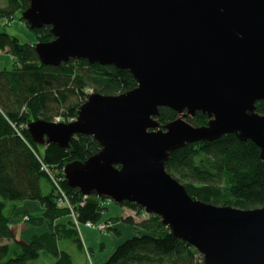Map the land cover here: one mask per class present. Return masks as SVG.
Listing matches in <instances>:
<instances>
[{
  "label": "water",
  "instance_id": "1",
  "mask_svg": "<svg viewBox=\"0 0 264 264\" xmlns=\"http://www.w3.org/2000/svg\"><path fill=\"white\" fill-rule=\"evenodd\" d=\"M30 29L50 28L39 61L127 70L137 86L91 94L68 123L36 120L39 145L66 148L87 135L101 150L64 169L66 184L156 215L203 264H264V204L252 210L193 200L165 169L169 153L224 135L250 141L264 165V0H27ZM160 108L178 114L159 128ZM200 112L208 122H188Z\"/></svg>",
  "mask_w": 264,
  "mask_h": 264
},
{
  "label": "trees",
  "instance_id": "2",
  "mask_svg": "<svg viewBox=\"0 0 264 264\" xmlns=\"http://www.w3.org/2000/svg\"><path fill=\"white\" fill-rule=\"evenodd\" d=\"M28 6L27 0L0 3V19L5 20L2 26L10 27L17 16L31 36L23 41L0 32V54L11 59L10 63L0 61V264H28L41 255L54 257V264H73L71 256L59 249L58 241L70 240L82 250L79 234L72 221L70 228L54 224L57 219L70 216V212L56 206L55 186L51 177L41 171V165L48 166L51 174L61 179L60 187L73 207L76 220L80 224H95L106 213V208L101 206L106 199L93 194L84 199L79 190L67 186L64 169L73 162L89 159L101 146L87 135L72 138L64 149L39 145L26 127L36 120H74L79 107L91 94L119 95L132 91L137 83L129 71L114 66L90 65L76 59L58 66L41 63L35 45L48 43L53 36L48 26L30 29L22 20L21 13ZM255 112L264 115V101L256 102ZM177 117L173 110L160 108L156 119L161 128ZM188 122L204 126L208 119L197 112ZM165 169L193 200L242 210L257 209L264 204V165L260 151L236 135H224L211 142L187 143L169 153ZM41 180L50 187L46 195L42 194ZM26 201L36 202L43 208L40 216L17 211ZM116 206L135 211L140 219L137 222L128 215L110 222L122 221L137 226L142 232L121 243L103 264H203L197 260V251L173 236L158 216L143 217V209L129 202ZM22 217L36 227L46 221L48 231L28 241L15 239L12 222Z\"/></svg>",
  "mask_w": 264,
  "mask_h": 264
},
{
  "label": "crops",
  "instance_id": "3",
  "mask_svg": "<svg viewBox=\"0 0 264 264\" xmlns=\"http://www.w3.org/2000/svg\"><path fill=\"white\" fill-rule=\"evenodd\" d=\"M13 24L15 23L12 22L11 25ZM105 208L106 213L103 216L102 221L121 219L122 217L124 218L133 213L130 209L127 210L126 207H118L116 205H112V203L106 204ZM42 210L43 208L38 203L27 201L21 203L17 208V211H25L34 216H40ZM24 217L12 222L11 230L15 239L28 241L32 236L48 231V223L46 221L42 226L36 227L26 223ZM70 221V216H64L60 219H57L54 224L66 225L67 228H70ZM110 223L113 225L112 230H107L105 232H98L97 230L89 229L83 225L80 226V236L86 246V250H89L91 253L94 264H103L121 243L137 235L139 232H142V230L137 226L125 224L122 221ZM64 241L65 240L58 241V247L60 250H63L61 244ZM4 244H6V242ZM74 246L76 247L75 244ZM77 250L82 253L80 249L77 248Z\"/></svg>",
  "mask_w": 264,
  "mask_h": 264
},
{
  "label": "rangeland",
  "instance_id": "4",
  "mask_svg": "<svg viewBox=\"0 0 264 264\" xmlns=\"http://www.w3.org/2000/svg\"><path fill=\"white\" fill-rule=\"evenodd\" d=\"M0 3L4 5L5 0H0ZM17 19H18L17 16L14 17V20L12 22H14L15 24L11 25L10 27H6V26L3 27L2 24L5 22V20L0 19V32H7L8 34L14 35L23 41H27V39H29L31 36L28 34L24 24ZM0 60L3 63H4V61L7 63L11 62L10 57L8 55H5V54H0ZM40 184H41L42 194L43 195L48 194L50 192V187L45 182V180H41ZM112 205H115V204H112ZM126 209L128 210V208H126ZM132 212H133L132 215H134L135 211H132ZM139 219H140V217L138 219H135V221L138 222ZM106 233H108V232H106ZM79 238H80L81 245H82V250H81L82 253L77 250V248L74 246V244L70 240H65L61 244L62 249L64 251H66L71 256L73 264H94V261L92 260L91 253L89 252V250H86V248H85L86 246L83 243V240H82L80 234H79ZM5 242L9 243L8 241H2V243H5ZM88 255H89V257H88ZM197 260H200V258L197 257ZM54 261H55V259L51 255H41L39 257V259L34 260V261H29L28 264H54ZM200 261L202 262V259Z\"/></svg>",
  "mask_w": 264,
  "mask_h": 264
},
{
  "label": "built area",
  "instance_id": "5",
  "mask_svg": "<svg viewBox=\"0 0 264 264\" xmlns=\"http://www.w3.org/2000/svg\"><path fill=\"white\" fill-rule=\"evenodd\" d=\"M89 93H91V92L89 91ZM54 122H56V123H60V122H65V121L61 120V118H56V119L54 120ZM68 122H71V120L68 121ZM41 171L47 173V174L49 175V177H51V180H52V182H53V184H54V186H55V191H56V193H57V195H58V197H57V201H56V206H57L58 208H65V209H67V210L70 212V217H71V219H72V222H73L74 228L77 230V232H78L79 234H80V226H81V225H83V226H85V227H87V228H89V229L97 230L98 232H104V231H106L107 229H109V228L112 227L111 223H109V222H102V221H100V222H98V223H95V224H92V223H90V222H86V223H84V224H80V223L76 220V216H75V214H74V212H73V207H72V205L70 204V202H69V200H68V197L66 196V194L64 193V191H63L62 188L60 187L59 182L61 181V179H60V178H55L54 174H51L50 169H49L48 166H46L45 164H42V165H41ZM86 198H87V196H84V199H86ZM80 205H83V203H80ZM105 205H106V203L102 204L101 206L104 207ZM146 215H147V214L144 213V214H143V217L146 216ZM131 216L134 217V219H138V218L136 217V214H134V215L131 214ZM25 220H26V218H25ZM88 257H89V255H88ZM197 257H199L200 260L202 259V257H201L199 254H197Z\"/></svg>",
  "mask_w": 264,
  "mask_h": 264
}]
</instances>
